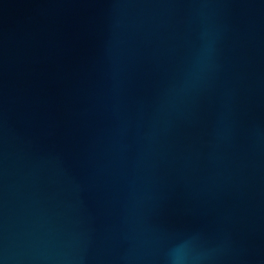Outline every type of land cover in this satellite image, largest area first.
<instances>
[{"label": "water", "instance_id": "95a60500", "mask_svg": "<svg viewBox=\"0 0 264 264\" xmlns=\"http://www.w3.org/2000/svg\"><path fill=\"white\" fill-rule=\"evenodd\" d=\"M264 264V0H0V264Z\"/></svg>", "mask_w": 264, "mask_h": 264}, {"label": "clouds", "instance_id": "9594fccd", "mask_svg": "<svg viewBox=\"0 0 264 264\" xmlns=\"http://www.w3.org/2000/svg\"><path fill=\"white\" fill-rule=\"evenodd\" d=\"M192 259L187 242L178 243L168 254V264H190Z\"/></svg>", "mask_w": 264, "mask_h": 264}]
</instances>
